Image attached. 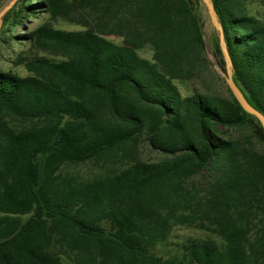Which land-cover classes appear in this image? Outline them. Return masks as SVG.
<instances>
[{"label":"trees","instance_id":"trees-1","mask_svg":"<svg viewBox=\"0 0 264 264\" xmlns=\"http://www.w3.org/2000/svg\"><path fill=\"white\" fill-rule=\"evenodd\" d=\"M211 1L232 78L264 115V21L244 0ZM198 2L17 0L3 15L2 29L27 12L76 8L94 29L47 35L66 59L29 62L34 75L0 71V264H264V129L227 86L183 95L175 84L208 64ZM213 53L224 69L218 37ZM241 127L263 147L221 133ZM140 139L164 158H137ZM86 162L124 166L92 180L62 171ZM199 177L220 243L171 241L179 217L163 193L194 198Z\"/></svg>","mask_w":264,"mask_h":264},{"label":"rangeland","instance_id":"rangeland-1","mask_svg":"<svg viewBox=\"0 0 264 264\" xmlns=\"http://www.w3.org/2000/svg\"><path fill=\"white\" fill-rule=\"evenodd\" d=\"M10 1L0 0V11ZM16 1L14 0L13 4ZM241 5L247 14L264 21V0H244ZM76 12V8L71 10L68 16L61 14L52 15L46 10L34 13L27 12L26 15L21 14L23 18H20L16 27L6 26L2 29V17L4 13L0 17V71L12 72L20 76H30L34 75V72L29 70V62L35 60L55 62L66 59V55L63 52L46 44L44 41L47 35L57 30L67 31L73 34L93 30L94 18L83 11L84 18L78 22V20H74L79 19ZM196 14L201 23L205 43V55L208 64L203 68L202 74L192 77L189 80L175 81V84L183 95H191L196 92L212 95L222 94L224 93L225 86H227L224 80L225 67L224 69L221 68L213 53L214 41L218 37V33L210 21L206 6L200 0L196 6ZM35 31H38V34L32 37L31 34ZM108 38L126 50H135L125 39L114 35ZM138 54L149 61H154L153 52L148 47L139 50ZM221 133L225 138L240 139L245 147H263L246 127L238 129L224 128ZM136 147L137 154L135 156L141 160L155 162L164 158L163 154L152 149L142 139H140ZM123 166L124 164L121 162L108 164L86 162L77 165H67L62 171L66 175L79 180H92L112 174L115 170ZM194 186L198 189V194L194 198H189L187 195V197H184L183 194L172 192L171 189L163 193L167 199L171 200L169 204L171 206L169 207L175 209L179 217L170 226V240L178 242L188 238H208L220 243V238L212 231L216 227V225L212 224L216 207L209 202L211 197L205 190L204 179L202 177L195 179ZM187 187L193 191L191 185H187ZM27 218L28 215H25L21 217V220L24 221ZM63 264L70 263H68L67 259H64Z\"/></svg>","mask_w":264,"mask_h":264},{"label":"water","instance_id":"water-1","mask_svg":"<svg viewBox=\"0 0 264 264\" xmlns=\"http://www.w3.org/2000/svg\"><path fill=\"white\" fill-rule=\"evenodd\" d=\"M13 1L14 0H11L5 7H3V9L0 11V17L5 13L6 10H8L11 7V5L13 4ZM200 1L206 6L210 21L218 33L219 45H220L223 58L225 61V73H224L225 83L227 84L229 90L231 91L232 95L237 100L239 105L242 107V109L245 110L247 113L255 116L257 120L260 122L262 128L264 129V115L261 112H259L257 109H255L247 101L244 94L239 89V87L235 84L232 78L231 60H230V57L228 55V52L225 46L222 27L218 21V17L213 7L212 1L211 0H200Z\"/></svg>","mask_w":264,"mask_h":264}]
</instances>
